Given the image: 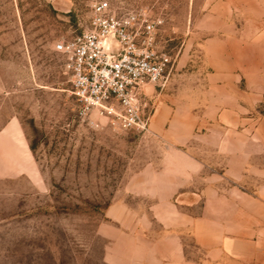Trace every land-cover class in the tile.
<instances>
[{
  "label": "rangeland",
  "instance_id": "obj_1",
  "mask_svg": "<svg viewBox=\"0 0 264 264\" xmlns=\"http://www.w3.org/2000/svg\"><path fill=\"white\" fill-rule=\"evenodd\" d=\"M96 1L0 0V264H119L128 231L144 260L172 234L193 264H264V50L231 67L264 0H106L162 20L142 132L81 116L53 49Z\"/></svg>",
  "mask_w": 264,
  "mask_h": 264
},
{
  "label": "built area",
  "instance_id": "obj_2",
  "mask_svg": "<svg viewBox=\"0 0 264 264\" xmlns=\"http://www.w3.org/2000/svg\"><path fill=\"white\" fill-rule=\"evenodd\" d=\"M161 25L141 10L117 12L100 0L87 30L55 43L81 116H97L115 130H147L146 91L163 83L171 65L158 50Z\"/></svg>",
  "mask_w": 264,
  "mask_h": 264
},
{
  "label": "crops",
  "instance_id": "obj_3",
  "mask_svg": "<svg viewBox=\"0 0 264 264\" xmlns=\"http://www.w3.org/2000/svg\"><path fill=\"white\" fill-rule=\"evenodd\" d=\"M255 40H233L231 41L232 46L235 52L238 53L236 57L238 58V61H241V65L236 66L232 64L233 69H239L241 71H244L246 69L243 65L245 60H251L254 59V53L255 52H262L264 50V29L258 30L255 32ZM219 45H222L223 43H218ZM255 48H258L256 51ZM244 53H250V55H244ZM262 61V57H259L258 62L260 63ZM243 62V63H242ZM259 68V67H258ZM245 73V71H244ZM129 233V234H127ZM125 234L126 237V245H125V252H124V259L121 258L119 260V264H193L185 260L184 254L182 251V247L179 242H177L176 237H173L171 234L168 237L162 238L160 245L161 247L165 245L167 249L163 253L158 252L156 255L153 256V260L146 259L144 260V257L140 256L138 253H136V240L131 237V232L128 231ZM164 243H163V242ZM162 251V248L160 249ZM123 252L121 251V254ZM120 257H123L122 255ZM201 264V263H198ZM204 264V263H203Z\"/></svg>",
  "mask_w": 264,
  "mask_h": 264
}]
</instances>
